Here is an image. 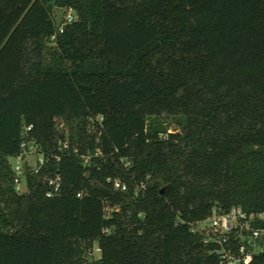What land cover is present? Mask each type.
Wrapping results in <instances>:
<instances>
[{
    "label": "trees",
    "instance_id": "1",
    "mask_svg": "<svg viewBox=\"0 0 264 264\" xmlns=\"http://www.w3.org/2000/svg\"><path fill=\"white\" fill-rule=\"evenodd\" d=\"M233 206L264 209V0H0V264H221L190 223Z\"/></svg>",
    "mask_w": 264,
    "mask_h": 264
},
{
    "label": "built area",
    "instance_id": "2",
    "mask_svg": "<svg viewBox=\"0 0 264 264\" xmlns=\"http://www.w3.org/2000/svg\"><path fill=\"white\" fill-rule=\"evenodd\" d=\"M66 9L68 13L63 23L58 26L60 30L65 23L75 18L72 8ZM30 129L31 125L26 126L23 135L27 136V131ZM63 147L67 148V142H64ZM38 154L39 157L33 162L28 160L30 155ZM11 159L13 160L11 166L14 172V188L16 193L22 194L27 190L26 168L29 167L37 173L45 158L34 140H23L21 151ZM88 159L89 155L84 156L85 163ZM48 184L50 189L46 191V196L58 195L62 186L60 176L50 178ZM113 185L116 189L126 188L118 179L113 181ZM82 195V192L77 193L78 197ZM190 230L200 234L203 243L213 246L212 252L219 257L221 264H248L254 254L264 252V209L247 211L241 206H233L222 211L219 207H214L209 217L190 223Z\"/></svg>",
    "mask_w": 264,
    "mask_h": 264
},
{
    "label": "rangeland",
    "instance_id": "3",
    "mask_svg": "<svg viewBox=\"0 0 264 264\" xmlns=\"http://www.w3.org/2000/svg\"><path fill=\"white\" fill-rule=\"evenodd\" d=\"M53 17H54V21L56 23V26H59L61 23H63V20L65 18V16L67 15L68 11L66 8H59V7H56L53 9ZM167 127H168V130L169 131H173V132H178V128L177 126L171 122V121H167ZM39 157V154L38 155H35V156H29L28 157V160L30 162H33L34 159H37ZM11 161H13L11 158H10ZM97 245L94 244L92 250H91V254H89V256L91 257V259H97L100 257V250L97 249Z\"/></svg>",
    "mask_w": 264,
    "mask_h": 264
},
{
    "label": "water",
    "instance_id": "4",
    "mask_svg": "<svg viewBox=\"0 0 264 264\" xmlns=\"http://www.w3.org/2000/svg\"><path fill=\"white\" fill-rule=\"evenodd\" d=\"M165 189H166V187H163V188L160 190V192H161V193L164 192Z\"/></svg>",
    "mask_w": 264,
    "mask_h": 264
}]
</instances>
